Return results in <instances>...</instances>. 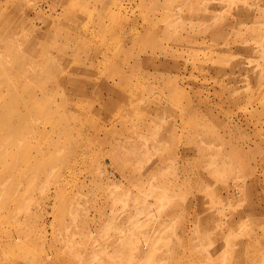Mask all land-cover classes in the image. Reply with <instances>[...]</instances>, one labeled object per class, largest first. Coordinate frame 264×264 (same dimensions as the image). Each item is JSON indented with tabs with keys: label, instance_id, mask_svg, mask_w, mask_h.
Segmentation results:
<instances>
[{
	"label": "rangeland",
	"instance_id": "obj_1",
	"mask_svg": "<svg viewBox=\"0 0 264 264\" xmlns=\"http://www.w3.org/2000/svg\"><path fill=\"white\" fill-rule=\"evenodd\" d=\"M0 264H264V0H0Z\"/></svg>",
	"mask_w": 264,
	"mask_h": 264
}]
</instances>
